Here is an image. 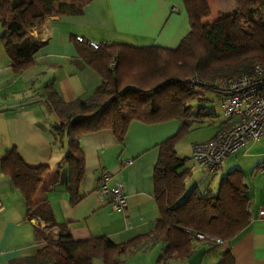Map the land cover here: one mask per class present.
I'll return each mask as SVG.
<instances>
[{
	"label": "crops",
	"instance_id": "obj_1",
	"mask_svg": "<svg viewBox=\"0 0 264 264\" xmlns=\"http://www.w3.org/2000/svg\"><path fill=\"white\" fill-rule=\"evenodd\" d=\"M208 3L211 16L204 23L213 24L221 6L216 3L212 7L211 0ZM226 3L232 5L231 0ZM43 24L31 34L45 43L34 65L19 74L14 73L0 43V264H28L26 260L42 247L36 239L34 223L26 218L22 193L1 169V159L10 148H16L30 166H50L44 196L56 226L68 224L75 241L106 237L115 244H124L144 237L140 245L121 257L124 264H219L226 251L232 252L236 264H264V216L259 217V211L264 209V145L260 144L264 136L247 143L224 163L235 156L228 165L230 171L240 169L244 173L248 226L235 239L219 246L208 240L192 241L193 251L184 260L166 256V241L153 238L160 219L154 183L160 145L176 134L182 121L134 120L123 142L110 129L82 136L85 178L79 191L83 198L76 205L70 201L69 167L63 161L68 145L65 139L56 138L57 120L46 104L45 87L52 85L64 101L73 102L92 96L102 82V77L80 55L77 37L99 44L177 48L191 31L183 0H90L81 14L49 16ZM2 31L0 22V36ZM176 92L196 114L192 128L210 127L205 137H190L191 146L229 125L228 117L221 118L200 105L207 101L208 91L198 89L194 95ZM104 174L110 175L108 185L124 184L126 211H114L100 193ZM94 264L103 262L96 258Z\"/></svg>",
	"mask_w": 264,
	"mask_h": 264
},
{
	"label": "trees",
	"instance_id": "obj_2",
	"mask_svg": "<svg viewBox=\"0 0 264 264\" xmlns=\"http://www.w3.org/2000/svg\"><path fill=\"white\" fill-rule=\"evenodd\" d=\"M62 1L0 0V43L15 74L34 65L35 56L45 43L31 34L32 29L49 16L81 14L90 0L71 8L57 6ZM236 1L234 11L209 24L204 23L211 16L208 0H183L191 31L175 49L105 43L95 50L78 41L80 55L102 77L93 95L66 102L52 85L45 87L46 104L57 120L56 138L65 139L68 145L63 161L69 167L67 190L72 205L83 198L79 191L85 178L82 136L110 129L123 142L134 120L182 121L176 134L161 143L154 170L160 219L153 238L166 241L165 255L179 260L189 257L192 241H198L186 234V229L220 239L221 244L213 242L219 246L239 236L250 220L248 186L240 169L229 171L221 179L217 193L203 194L197 186L187 189L191 168L186 167L188 158L177 155L176 146L197 117L186 101L169 90L174 85L177 90L194 95L196 90H189L187 83L192 76L208 83L224 82L250 73L256 64L264 66V0ZM114 62L116 66L112 67ZM202 89L212 90L210 86ZM1 169L22 193L26 218L41 217L51 226L56 225L43 187L50 166H30L16 148H10L1 159ZM58 226L56 234L36 228V239H44L45 245L26 260L28 264H63L62 254L71 264H94L96 258L103 264H124L121 257L144 239L140 236L124 244H115L106 237L75 241L68 224ZM219 264H236L232 252H224Z\"/></svg>",
	"mask_w": 264,
	"mask_h": 264
},
{
	"label": "built area",
	"instance_id": "obj_3",
	"mask_svg": "<svg viewBox=\"0 0 264 264\" xmlns=\"http://www.w3.org/2000/svg\"><path fill=\"white\" fill-rule=\"evenodd\" d=\"M44 23V21H43ZM40 26H44V24ZM77 41L88 43L98 50L101 44L77 37ZM116 63H112L115 67ZM189 90L210 86L219 95L223 115L229 118V125L219 129L210 139L192 145V158L198 166L208 173H217L225 161L247 143L264 136V66L256 64L250 73H244L228 81L208 83L195 75L187 80ZM126 160L125 163H130ZM109 174H104L99 186L100 193L114 211L127 210V195L122 182L110 186L107 184ZM264 216V209L259 217ZM37 229L56 234L58 227L51 226L41 217L31 219ZM192 239L208 240L221 244V240L186 229ZM41 246L45 240L41 239Z\"/></svg>",
	"mask_w": 264,
	"mask_h": 264
},
{
	"label": "rangeland",
	"instance_id": "obj_4",
	"mask_svg": "<svg viewBox=\"0 0 264 264\" xmlns=\"http://www.w3.org/2000/svg\"><path fill=\"white\" fill-rule=\"evenodd\" d=\"M226 1L227 0H220V1L219 0L218 1L217 0H211V2H212L211 6L212 7L216 3L219 6H221L220 7L221 13L219 14V16L224 14V13L232 12L237 8V1L236 0H234V1L231 0L232 5H230L229 3H226ZM81 2H83V0H64V1L60 2L57 6H59V7L63 6V7L71 8V7H77L79 4H81ZM261 20L264 22V9H263V15H262ZM39 27H36V28H39ZM36 28H34V29H36ZM34 29H32L31 32ZM217 80H223V79L218 78ZM169 90L171 93H173L175 96L178 97L179 94L176 92L177 86L172 85ZM206 98H207V101L200 102V105H202L203 107H206L208 109H212V111H215L216 114H218L221 118H223V110H222V107H221V104H220V101H219V98H218L216 92H214L212 90L208 91V95ZM208 128H210V127L206 126V127H202V128H199V127L192 128L187 133V135L185 136L186 138H182L176 146L178 156L182 159L188 158V160L186 162V167L191 168L192 173L187 180V185H186L187 189L191 190L194 186H197L203 194H208V192L217 193L221 179L223 177H225L230 171V168L228 166L230 161L235 159V156L230 158L227 161V163L224 164L222 166V168L219 170V172H217V173L205 172V170L201 169L198 166V164L192 158V155H191L192 146H191V143L189 142L188 139H190V137H193L195 139H199L200 137H205L208 133L205 130H209ZM260 144L264 145V137L260 140ZM62 260H63V264H71L65 254H62Z\"/></svg>",
	"mask_w": 264,
	"mask_h": 264
}]
</instances>
